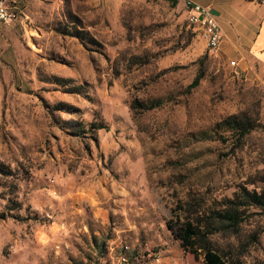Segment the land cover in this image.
I'll return each mask as SVG.
<instances>
[{"label":"rangeland","instance_id":"374dc122","mask_svg":"<svg viewBox=\"0 0 264 264\" xmlns=\"http://www.w3.org/2000/svg\"><path fill=\"white\" fill-rule=\"evenodd\" d=\"M14 4L0 23V264H122L124 243L137 264H203L168 224L264 194V71L210 54L185 4ZM235 114L254 124L242 137L222 123ZM239 208L211 241L264 264V205Z\"/></svg>","mask_w":264,"mask_h":264},{"label":"crops","instance_id":"0c3cea01","mask_svg":"<svg viewBox=\"0 0 264 264\" xmlns=\"http://www.w3.org/2000/svg\"><path fill=\"white\" fill-rule=\"evenodd\" d=\"M186 1L212 11L222 31L217 55L237 76L264 71V0H178V4Z\"/></svg>","mask_w":264,"mask_h":264},{"label":"trees","instance_id":"16d2710c","mask_svg":"<svg viewBox=\"0 0 264 264\" xmlns=\"http://www.w3.org/2000/svg\"><path fill=\"white\" fill-rule=\"evenodd\" d=\"M172 5H176L178 0H168ZM201 73L198 72L194 79L189 84V88L196 86L199 82ZM156 100H149L148 103L134 102L132 107H141L144 109H151L156 107L159 103ZM231 128L239 131V136L242 137L248 133L254 126L249 118H245L241 114L230 115L222 121ZM254 123V122H253ZM0 174L4 176L12 175V169L0 161ZM228 206L224 210H217L209 213L202 222L201 217L196 219L187 215L180 223L175 225L168 224L176 238L179 239L180 245L185 250L189 251L195 257L202 255L203 264H238L226 260L214 247L210 234L214 230H235L241 221V210L239 206L242 205H264V194L251 192L244 189L238 203L228 200ZM5 213L1 212L0 217H4Z\"/></svg>","mask_w":264,"mask_h":264},{"label":"built area","instance_id":"2783aa9c","mask_svg":"<svg viewBox=\"0 0 264 264\" xmlns=\"http://www.w3.org/2000/svg\"><path fill=\"white\" fill-rule=\"evenodd\" d=\"M185 5L187 7L188 19L191 23L195 24L200 31L206 50L210 54L217 55L220 52L222 31L216 17L207 7L198 3L186 1ZM16 16V5L14 4V0H0V23H9L13 21ZM230 65H235V61L231 60ZM234 73L237 75L236 72ZM129 251L130 246L124 243L119 255L120 263L137 264Z\"/></svg>","mask_w":264,"mask_h":264},{"label":"water","instance_id":"95a60500","mask_svg":"<svg viewBox=\"0 0 264 264\" xmlns=\"http://www.w3.org/2000/svg\"><path fill=\"white\" fill-rule=\"evenodd\" d=\"M212 12V11H211Z\"/></svg>","mask_w":264,"mask_h":264}]
</instances>
